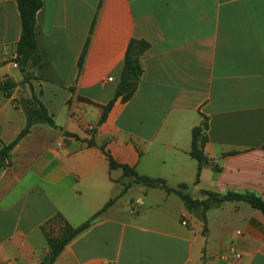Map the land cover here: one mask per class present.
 Returning <instances> with one entry per match:
<instances>
[{
	"label": "crops",
	"instance_id": "obj_1",
	"mask_svg": "<svg viewBox=\"0 0 264 264\" xmlns=\"http://www.w3.org/2000/svg\"><path fill=\"white\" fill-rule=\"evenodd\" d=\"M41 1V60L21 96V17L17 0H0V84L13 86L0 92V151L26 128L22 98L35 95L55 122L34 125L0 171V264H40L58 215L75 228L98 217L54 264H264L261 211L226 202L205 230L178 195L134 184L108 158L195 200L264 201V0ZM132 40L150 45L138 90L101 122ZM202 116L210 163L196 184Z\"/></svg>",
	"mask_w": 264,
	"mask_h": 264
},
{
	"label": "trees",
	"instance_id": "obj_2",
	"mask_svg": "<svg viewBox=\"0 0 264 264\" xmlns=\"http://www.w3.org/2000/svg\"><path fill=\"white\" fill-rule=\"evenodd\" d=\"M17 4L21 17L22 33L17 45L18 58L16 59V62L20 69H24L28 65L31 67L38 65L41 60L37 48L35 28L37 14L43 9L44 3L41 0H17ZM149 50L150 45L145 41L132 40L130 42L124 60L121 81L116 89L114 100L108 106L103 108L104 115L101 122L105 120L116 101L120 99L123 103H127L134 97L143 76L141 60L147 55ZM85 54L86 53H83L79 63L80 70L83 68ZM11 89H13V86L10 81L5 82L3 85L0 84V92L9 93ZM22 108L27 116L26 128L13 144L5 146L0 151V171L6 167V161L9 159L13 148L31 132L34 125L47 124L52 127L55 126L53 118L48 114L47 110L36 96L31 101H23ZM208 127V119L202 116L201 124L192 131L190 156L199 164L196 184L199 183L203 166L210 163V160L207 158L204 151L205 145L208 142ZM74 137L76 138V136ZM90 145H94V143L91 141ZM108 158L111 170L122 169L125 176L133 178L134 184L141 185L145 188L161 189L168 194L178 195L182 199L189 213L194 215L205 225V230H207V213L212 209L221 207L226 202H246L254 209L261 211L264 215V201L254 193L247 192L239 194L229 192L225 195H221L210 191H202L201 194L203 199L195 200L187 194V186H181L178 189H171L163 179L141 176L134 169L117 164L110 156H108ZM97 217L98 215L82 226L75 228L68 224L62 216H56L52 224L55 223V225H57L58 232L55 233L53 230L45 229L48 253L42 259L40 264H54L64 248L77 236L87 230Z\"/></svg>",
	"mask_w": 264,
	"mask_h": 264
},
{
	"label": "rangeland",
	"instance_id": "obj_3",
	"mask_svg": "<svg viewBox=\"0 0 264 264\" xmlns=\"http://www.w3.org/2000/svg\"><path fill=\"white\" fill-rule=\"evenodd\" d=\"M31 68L32 67L30 65H28L24 69H21L22 70V75H23V80H22V82L20 84L21 85V89H20L21 96H23V94L25 93L24 90H26L27 92H29L26 85L27 84H30V82L32 80ZM34 97H35V95H31L27 99H25V98L23 99L22 98L21 105H23V101H31V100L34 99Z\"/></svg>",
	"mask_w": 264,
	"mask_h": 264
},
{
	"label": "built area",
	"instance_id": "obj_4",
	"mask_svg": "<svg viewBox=\"0 0 264 264\" xmlns=\"http://www.w3.org/2000/svg\"><path fill=\"white\" fill-rule=\"evenodd\" d=\"M107 82H108V83H112V82H113V79L110 78V79L107 80ZM91 130H92V129H91ZM183 225H187V222L184 221V222H183ZM236 257L239 258L240 256H236Z\"/></svg>",
	"mask_w": 264,
	"mask_h": 264
}]
</instances>
